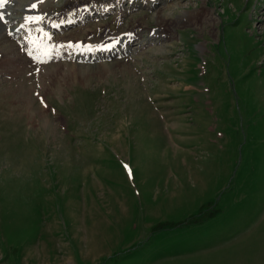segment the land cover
<instances>
[{
    "label": "rangeland",
    "instance_id": "374dc122",
    "mask_svg": "<svg viewBox=\"0 0 264 264\" xmlns=\"http://www.w3.org/2000/svg\"><path fill=\"white\" fill-rule=\"evenodd\" d=\"M137 3L136 51L0 66V264H264V0Z\"/></svg>",
    "mask_w": 264,
    "mask_h": 264
},
{
    "label": "bare ground",
    "instance_id": "6f19581e",
    "mask_svg": "<svg viewBox=\"0 0 264 264\" xmlns=\"http://www.w3.org/2000/svg\"><path fill=\"white\" fill-rule=\"evenodd\" d=\"M1 1H3V0H0V4H1ZM33 2H35V1H33ZM14 3H15L14 0H7L6 3L2 7H0V9L4 12V17L7 18V21H9V22L14 21V17L11 14L19 12V10L17 8H15ZM66 4H70V3H66ZM154 4H155V2H154V0H152L150 2V5H154ZM51 5H53V4H51ZM38 8H42L41 3L38 4ZM63 11H65V9H63ZM66 12L67 13L59 11V14H55V12L50 14L49 12L46 13V11L40 12V11H35V10L33 11L32 9H27V12H25L27 16L35 18L37 14H40L43 17V20L41 22H38L37 24H42L43 22H47L49 24V29L48 30L42 29L41 31H38L36 29L37 24H33L32 22L28 21L27 19H25L20 25L12 28L10 33H13L14 31H17L20 29H29V28L31 29V31H32L31 36L23 35L22 37H19V40H18V41H23V47L27 48V51L31 53V56L29 58L24 57L22 55V53L16 47H14V45L12 43L9 44L7 49L3 48V52H2V55L0 57V58H2V59H0L1 60L0 66L3 69L2 71L5 72L7 70L6 73L9 75V79L14 80L16 82H19L21 84H24V81L22 80L23 77L21 75L25 74V75L31 76V77H29V80H31L34 75H31V73L29 72V71H31V67L27 68V66L31 63H34V65L40 66V68H39L40 69V73H39L40 80L38 81V84L41 85L45 82L46 77H48L47 71H51L50 69L47 68V66L46 67L42 66L48 60H52L54 62H58L59 59L69 61L72 59L79 60V59H85L86 58L89 60L92 55H97V54H101V53L105 54L106 50H104V42H108V41L112 40V42L109 43L108 45L113 44L114 46L110 49L111 52H109L108 55L103 56V58H105V57H109V56L113 55L116 52H122V53L131 52L133 50L134 44H137V45L139 44V47H142L143 45L145 46V43L147 41L148 42L150 40L153 41V39L160 36L157 32L156 33H153V32L149 33L150 32V30H149L148 31V37H146L144 40L141 41V37H140V36H142L141 34H138V32L136 31L137 36H135V33H133V29H126L124 31L125 33H122L119 35L114 34L105 40H102L103 36L100 35L101 38L96 39L93 43H91L88 46L87 51H86L84 49L86 42H89L88 40L91 41V39H85L84 41H80V43L83 42L81 44H76V42H68V41H65L62 39H55V40H59V41H55V40L50 39V35H51L50 29H51L52 24L53 25H59L61 22H63L65 24L66 20L69 21L68 11H66ZM202 13H201V15L199 14V12H198V14L193 13V14L199 15L200 19L202 20V23H200L199 27L200 26L204 27V26H207L208 24L213 23L211 13H208L207 11H205V13H203V14ZM165 15L172 22L171 27H169V30L171 33V30L175 29L176 25L178 26V23L173 22L174 18L172 17L171 13H170V15H168V14H165ZM166 17L165 16L163 17L164 20ZM114 24H115V22H114ZM32 25H34V26H32ZM105 26H107V25H105ZM65 27H66V25L63 26L64 30H66ZM159 27H161V25ZM61 28L62 27H59L58 29H61ZM4 29H5V33H4ZM163 30L165 32L164 35H166V33H168L167 32V26L163 27ZM8 33H9V31L7 30V27L2 28V30L0 31V43L2 40L5 41V39H7V40L10 39V36H8ZM117 33H119V32H117ZM140 33H141V31H140ZM136 37H137L136 42L132 43V41L135 40ZM163 37H165V36H163ZM170 37H172V33L170 34ZM60 41H63V42L61 43ZM90 49H91V51H90ZM134 50H136V49H134ZM91 59H95V58H91ZM61 65H63V63H61L58 66H61ZM53 82H54V80H53ZM19 83L16 85L17 89L23 90V92L26 93V94L24 93L25 96L27 95V97H28V93L30 96V93L35 91L34 85H30V86L21 85V84L19 85ZM38 84L36 82V85H38ZM48 88L49 87H47V89ZM47 89H46V91H47ZM37 90L38 89H36V91ZM38 96H40V95H38Z\"/></svg>",
    "mask_w": 264,
    "mask_h": 264
},
{
    "label": "snow or ice",
    "instance_id": "6c2138e0",
    "mask_svg": "<svg viewBox=\"0 0 264 264\" xmlns=\"http://www.w3.org/2000/svg\"><path fill=\"white\" fill-rule=\"evenodd\" d=\"M3 5L2 4H0V7H2ZM32 8H37L38 7V5L37 4H34V5H32L31 6ZM0 19H2V14H0ZM43 20V17L41 16V17H39V18H34V17H29V21L30 22H41Z\"/></svg>",
    "mask_w": 264,
    "mask_h": 264
}]
</instances>
